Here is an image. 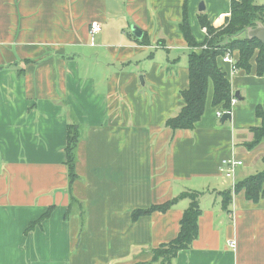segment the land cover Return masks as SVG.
I'll use <instances>...</instances> for the list:
<instances>
[{
	"label": "crops",
	"instance_id": "0c3cea01",
	"mask_svg": "<svg viewBox=\"0 0 264 264\" xmlns=\"http://www.w3.org/2000/svg\"><path fill=\"white\" fill-rule=\"evenodd\" d=\"M232 3L0 0V264H161L152 251L178 236L191 200L133 212L187 190L203 193L199 231L170 264H264V198L233 192L225 209L221 195L264 168V142L247 148L264 109L256 61L250 71L220 64L240 91L232 119L221 123L211 82L194 129L165 125L184 106L190 54L203 48L179 23L186 16L204 43L200 17L222 28ZM70 123L81 129L73 182ZM226 158L243 161L232 178Z\"/></svg>",
	"mask_w": 264,
	"mask_h": 264
},
{
	"label": "trees",
	"instance_id": "16d2710c",
	"mask_svg": "<svg viewBox=\"0 0 264 264\" xmlns=\"http://www.w3.org/2000/svg\"><path fill=\"white\" fill-rule=\"evenodd\" d=\"M231 8V16L227 18L226 24L222 28H217L209 19L200 17V23L207 30V40L201 44L193 38L186 16L179 23L180 30L190 47H203L206 45L207 48L191 52L188 66L190 85L182 92L184 106L181 108L179 115L169 117L166 120V127L173 130L194 129L205 112L211 82L214 86L213 105L219 108V111L231 110L235 93L233 94L232 83L228 78L227 70L220 66V64L229 66L228 63L222 61L227 50L234 52L236 55L238 60L236 66L250 71L252 69L251 62L255 60L258 74L264 75V44L257 38L250 39L244 33L248 27L255 25L256 21L264 23V4H257L255 0H233ZM140 41L147 43L143 39H140ZM258 48H261L260 53L256 52ZM256 110L258 116L262 119V125L253 128L254 140L247 144V148L250 150L255 149L264 142V109L258 106ZM80 137L81 129L79 125L70 123L68 125L66 151L72 182L78 177L75 173V166L77 160L76 150ZM233 192H244V197L248 201L260 202L264 198V168L255 175L248 176L238 182L233 189L221 192L225 209H228L233 200ZM202 194L199 190L183 191L178 197L169 200L165 204H156L150 208L133 212V216L137 218L155 210H168L169 207L177 201L183 200V198L191 200L190 206L184 211L181 219L178 236L169 243L160 244V246L153 249L152 260L154 262L160 261L161 264H170L172 258L181 250L188 248L191 245L190 243L197 237L199 231L198 218L201 212L199 199Z\"/></svg>",
	"mask_w": 264,
	"mask_h": 264
},
{
	"label": "built area",
	"instance_id": "2783aa9c",
	"mask_svg": "<svg viewBox=\"0 0 264 264\" xmlns=\"http://www.w3.org/2000/svg\"><path fill=\"white\" fill-rule=\"evenodd\" d=\"M91 26H93V30L95 32H100L102 30V26L98 22H93ZM203 48H207V46L205 45V46H203ZM222 61L229 64V66L231 67V71L232 72H237L239 70V67L236 66L238 60H237L234 52H231L230 50H227L226 54L222 58ZM237 101H238V99L236 98V96H234L233 99H232V104L231 105L235 104ZM226 111H230V110L219 111L218 112V116L222 117ZM242 163H243L242 160H237V159H234V158H226V160H224L222 162L221 170L224 171V174H225L226 178L227 177L228 178H232L234 176L236 167L240 166ZM0 164H1V154H0ZM228 243H230V245L232 247H236V244H237L235 242V240H228Z\"/></svg>",
	"mask_w": 264,
	"mask_h": 264
},
{
	"label": "water",
	"instance_id": "95a60500",
	"mask_svg": "<svg viewBox=\"0 0 264 264\" xmlns=\"http://www.w3.org/2000/svg\"><path fill=\"white\" fill-rule=\"evenodd\" d=\"M199 9L201 11H204L206 9L204 3L200 4ZM132 30H133L132 32L134 35H136L138 38H141L143 32L137 25L133 26ZM244 33H246V36L249 37L250 39L257 38L264 44V23L263 22L256 21V24L248 27ZM234 96H236L238 100L241 99L240 91L235 92ZM230 119H232V112L226 111L224 115L221 117L220 121L221 123L224 124L227 120H230Z\"/></svg>",
	"mask_w": 264,
	"mask_h": 264
},
{
	"label": "rangeland",
	"instance_id": "374dc122",
	"mask_svg": "<svg viewBox=\"0 0 264 264\" xmlns=\"http://www.w3.org/2000/svg\"><path fill=\"white\" fill-rule=\"evenodd\" d=\"M243 36H244V35H243ZM256 52H257V53H260V52H261V48L256 49ZM142 78H143V76L140 74V75H139V80H140V83H141V84H143V79H142Z\"/></svg>",
	"mask_w": 264,
	"mask_h": 264
}]
</instances>
